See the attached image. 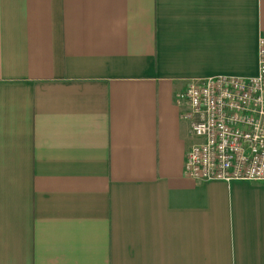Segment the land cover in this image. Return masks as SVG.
Segmentation results:
<instances>
[{
	"label": "crops",
	"instance_id": "obj_1",
	"mask_svg": "<svg viewBox=\"0 0 264 264\" xmlns=\"http://www.w3.org/2000/svg\"><path fill=\"white\" fill-rule=\"evenodd\" d=\"M261 36L264 0H0V264H264V181L186 178L175 102Z\"/></svg>",
	"mask_w": 264,
	"mask_h": 264
},
{
	"label": "built area",
	"instance_id": "obj_2",
	"mask_svg": "<svg viewBox=\"0 0 264 264\" xmlns=\"http://www.w3.org/2000/svg\"><path fill=\"white\" fill-rule=\"evenodd\" d=\"M176 100L188 103L181 120L196 139L185 155L186 178L264 181V37L256 75L192 80Z\"/></svg>",
	"mask_w": 264,
	"mask_h": 264
},
{
	"label": "rangeland",
	"instance_id": "obj_3",
	"mask_svg": "<svg viewBox=\"0 0 264 264\" xmlns=\"http://www.w3.org/2000/svg\"><path fill=\"white\" fill-rule=\"evenodd\" d=\"M175 102H176V104L178 105V102H177V100H176ZM182 103H184V102H182ZM182 103H181V104H182ZM185 103L188 105V103H187V102H185ZM181 104H179V105H181ZM187 109H188V108H187ZM186 111H187V110H186ZM186 111H185V112H186ZM185 112H184V113H185ZM190 136H191V138H192L193 140H195V141H196V139H195V137H194L193 135H191V134H190Z\"/></svg>",
	"mask_w": 264,
	"mask_h": 264
}]
</instances>
